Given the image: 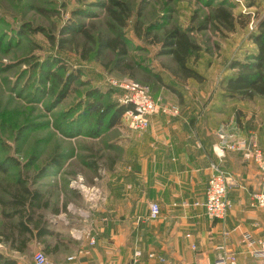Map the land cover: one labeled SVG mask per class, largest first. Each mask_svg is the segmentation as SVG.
Returning <instances> with one entry per match:
<instances>
[{"label":"rangeland","instance_id":"rangeland-1","mask_svg":"<svg viewBox=\"0 0 264 264\" xmlns=\"http://www.w3.org/2000/svg\"><path fill=\"white\" fill-rule=\"evenodd\" d=\"M118 1L131 10L125 32L134 48L128 53L137 66L135 79L114 73L111 68L114 56L98 48L99 38L109 34L111 22L100 8L107 0H0V198H8L6 191L18 177L34 181V176L45 167L48 174L37 180L36 186L31 184V188L50 193L51 204L61 212L48 213L51 230L56 235L49 239V244L51 248L58 247L56 253L46 254L43 245L35 241L29 252L22 255L0 241V254L21 264H34L38 253H45L47 264H68V259L82 245L77 241L85 237V231L105 228L104 215H90L97 199V203L102 200L99 196L95 200L94 196L111 177L116 183L127 170L128 142L136 133L126 128L122 118L120 127L99 139L76 135L80 129L88 132L95 124L96 116L84 117L87 93L93 89L106 93L110 79L131 81L173 115L179 108L172 102L180 97L166 85L177 91L182 89L187 96L217 91L214 96L217 99L221 80L228 75L232 62L242 60L256 49L249 42V35L264 18V0H256L252 8L248 6L251 0H233L237 5L233 11L236 28L227 32L210 22L214 16L212 8L197 0ZM138 13L143 15L139 23L145 31L152 24L169 21L171 26L177 24L182 30L194 31V41L201 51L191 55L188 65L205 77L203 84L175 76L178 67L169 54L162 52V47L149 46L131 37ZM77 22L85 25L94 43L82 36L70 43L69 31ZM203 24L206 28L201 30ZM65 32L68 33L64 35ZM48 64H54L51 73L55 75L49 79L44 75ZM145 69L159 74L162 82L156 78L147 80ZM70 73L80 74V79L69 86L68 97L61 101L59 96ZM121 96L117 91L112 98L103 97L102 102L104 106L119 103ZM262 101L257 97L247 102L261 108ZM61 157L65 160L62 159L59 170L49 168L50 159L59 161ZM93 165L97 166V172L92 170ZM8 166V173L4 174ZM134 253L123 252L120 256L132 261Z\"/></svg>","mask_w":264,"mask_h":264},{"label":"crops","instance_id":"crops-1","mask_svg":"<svg viewBox=\"0 0 264 264\" xmlns=\"http://www.w3.org/2000/svg\"><path fill=\"white\" fill-rule=\"evenodd\" d=\"M204 92L189 98L176 91L180 99L171 102L180 115H155L144 132L132 135L127 170L118 182L111 177L102 191L96 188L94 199L102 200L90 215H104L105 228L84 232L74 264H130L120 256L130 251L142 252L141 264H202L226 252L238 264H257L264 209L253 205V196L264 193V186L256 166L240 153H227L222 169L234 181L228 191L232 208L223 221H212L202 204L211 166L218 163L214 147L221 126L231 135L254 134L264 151V101L257 108L247 101L214 99L217 91ZM152 204L161 209L156 220L150 219ZM246 234L255 242L252 247L244 241Z\"/></svg>","mask_w":264,"mask_h":264},{"label":"trees","instance_id":"trees-1","mask_svg":"<svg viewBox=\"0 0 264 264\" xmlns=\"http://www.w3.org/2000/svg\"><path fill=\"white\" fill-rule=\"evenodd\" d=\"M197 1L206 8H212L214 16L210 21L211 23H214L219 29L223 28L227 32L235 31L236 19L233 11L237 5L233 0ZM251 1L250 5H248L250 6L249 8L254 7L257 3L256 0ZM107 2V4L102 5L100 8L106 12L111 22L109 34L106 36L102 35L99 38L98 48L100 51H109L114 56V60L111 63L114 73L135 79L137 66L128 53V51L134 48L133 44L127 39L129 34L125 32L129 28V22L131 21V10L125 3L118 0H107ZM242 18H246V16H240V19ZM142 19L143 15L138 13L135 32L131 37L135 38V40L138 39L140 42L147 43L149 46L162 47V52L169 54L178 67V71L174 73L175 76L182 77L184 81L194 80L199 84H203L206 81L205 77L188 65L191 55L199 54L201 51L194 41L192 35L194 31L182 30L177 24L171 26L170 21L162 25L152 24L148 28V31H145L144 26L139 23ZM205 28L203 24L201 30ZM67 33L65 32L64 35ZM69 34L71 38L70 43L80 36L84 37L88 42L94 43L90 32L86 30L84 24L79 22L75 23ZM249 42L256 49L242 60L232 62L228 69L230 74L228 73L221 80V88L218 91L217 99H237L242 101H252L257 97L264 99V18L257 24L256 30L250 33ZM83 59L87 60V57L83 56ZM53 65H47L49 69L44 74L47 79L55 77L54 73H51ZM60 68L61 71L65 70V68ZM145 72L148 75L147 80L156 78L162 82L159 74L150 73L147 70ZM79 79L80 74L70 73L68 75L67 80L64 81L63 90L59 96L61 99L59 100L63 101L68 97L69 93L66 90L69 89V86L73 82ZM166 86L173 92L177 91L176 89H172L170 85ZM115 93L117 91L112 89H108L106 93H102L99 89H93L87 93L88 98L84 107V117L96 116V119H94L95 124L88 132L80 129L76 135H85L91 139H99L121 126V120L128 108L117 102H111L104 106L102 102L103 97L112 98ZM62 159L63 161L65 160L62 157L59 161L56 158L50 159L51 167L49 168L59 170L63 162ZM96 167L93 165L92 170L95 172H97ZM9 168L8 166V168L6 167L3 170L4 174L8 173ZM44 168L34 176V181L26 177H18L14 185H10L6 191L8 198H0V241L7 245L11 251L18 254H27L31 243L35 241L43 245L46 254L58 251L57 246L51 248L49 244V239L56 237V235L51 230L48 213L57 215L61 212L56 205L51 204L52 197L50 193L37 189L32 190L31 188V184L36 186L37 180L46 177L48 174ZM64 210L66 212V205L64 206ZM0 264L21 263L0 254Z\"/></svg>","mask_w":264,"mask_h":264},{"label":"built area","instance_id":"built-area-1","mask_svg":"<svg viewBox=\"0 0 264 264\" xmlns=\"http://www.w3.org/2000/svg\"><path fill=\"white\" fill-rule=\"evenodd\" d=\"M110 89L118 91L122 94L119 99V104L128 108L123 115V121L126 128L134 133L144 132L149 125L151 117L161 113L164 116H177L179 111L168 112L159 103L147 97L145 89L129 81L121 83L117 80L110 79L107 82ZM166 108V107H165ZM218 144L214 147V153L218 163L212 164V174L208 180L207 189L205 192V201L202 207L205 210L206 216L212 221H223L232 206L228 200V191L234 185V181L229 174L222 169V164L226 159L227 153H240L245 162L256 166L260 173L261 183L264 186V151L260 148L254 134L241 136L238 134H230L227 127H223L217 131ZM254 206L264 209V193H258L253 196ZM161 213L159 205H151L150 219L156 220ZM244 241L252 247L255 242L251 235H244ZM95 242L92 240L90 246L93 247ZM258 262L264 264V239L258 242ZM143 257L142 252L136 251L130 264H141ZM155 255H149V259H154ZM77 257L73 256L68 259L69 263H75ZM34 264H47V258L44 253H38L34 257ZM202 264H238L237 258L233 254L223 253L214 262Z\"/></svg>","mask_w":264,"mask_h":264}]
</instances>
